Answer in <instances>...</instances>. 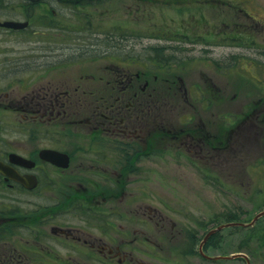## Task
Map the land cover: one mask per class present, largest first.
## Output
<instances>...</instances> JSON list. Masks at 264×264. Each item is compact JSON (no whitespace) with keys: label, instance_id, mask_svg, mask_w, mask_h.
I'll list each match as a JSON object with an SVG mask.
<instances>
[{"label":"rangeland","instance_id":"obj_1","mask_svg":"<svg viewBox=\"0 0 264 264\" xmlns=\"http://www.w3.org/2000/svg\"><path fill=\"white\" fill-rule=\"evenodd\" d=\"M79 1L85 4L80 6L75 4L76 0H71V3L59 5L61 16L54 19L48 15L46 20L52 21V25L38 28L36 33H31V26L15 31L0 28V100L3 99L0 103V138L4 139L0 146H13L19 150L14 140H20L29 147L47 145L60 136H76L84 127L77 126L80 131H75L65 127V120L89 114L92 101L97 103L100 96H108L103 92L102 81L94 77L104 74L108 80L112 78L109 76L111 72L123 68L138 70L147 65L152 69L171 62L164 67L171 73L161 83L163 86L159 85L162 87L153 103L156 112L167 111L165 117H159L167 119L172 126L186 124V120L191 119V124L201 121L204 128L212 132H218L219 127L226 147L222 154L210 157L205 165L199 167L184 165L182 155L174 162L173 155L162 152L155 158L144 156L140 164L145 171L153 167L150 175L154 176L151 182L146 181L143 185L147 194L144 199L153 207L168 210L169 216L178 224L176 219L185 220L182 233L166 240L167 258L161 260L162 264H210L196 254L198 241L206 229L226 222L225 217L228 216L238 215L242 221L251 219L254 213L264 209V142L261 141L264 131V89L261 88L264 87V47L260 44L245 47L254 42L237 44L233 41L230 43L233 46L229 47L222 37L215 41L202 40V34H214L220 26L226 27L221 7L206 5V0ZM16 5V0L1 2L0 9L16 15L19 9ZM154 30L164 31L158 33ZM197 34V40L191 41ZM44 44L51 45L55 59L39 61L41 53H46L42 49ZM101 49L108 52L107 57L96 58ZM109 51L119 58L118 67L109 58ZM242 53L253 60L239 58ZM130 56L135 58L134 65L120 63V58ZM52 61L60 65L48 67ZM39 75L49 78L45 82L52 83V86L66 84L70 90L83 76L82 86L90 87L95 93L86 92L84 97L74 95V100L81 97L83 103H75L55 124L23 121L24 110H5L16 109L13 106L16 101L23 105V101L30 100L29 96L36 93V88H30L36 87L35 76ZM176 76L180 82L175 81ZM168 81L171 86L175 85L172 86L174 94L170 92L172 96L164 103L162 97L166 96L164 88ZM4 90L5 94L2 93ZM189 109L192 110L190 114ZM144 113L145 116L149 114L147 111ZM49 115L46 114L45 118ZM230 115H233V120L229 119ZM245 123L259 132L254 142L252 134L244 141V145L250 144L252 150L245 149L239 138L241 133L249 130L248 125L240 130V125ZM234 135L237 136L235 139ZM236 139L238 147L232 150L231 145ZM259 156L262 158L260 162L255 160ZM165 158L168 159L164 163ZM154 165L160 174H153ZM42 196L46 198V193ZM117 210L122 211L120 206ZM257 223L255 234H260L264 229V216ZM243 233V230L238 233L230 227L220 229L217 237L211 238L206 253L228 254L242 250L251 264H264V246H255L252 250L245 243L240 246H246L248 250L239 246ZM178 244L183 246V250L177 247ZM176 247L180 253L176 252ZM214 264L246 263L241 257L230 261L218 260Z\"/></svg>","mask_w":264,"mask_h":264},{"label":"flooded vegetation","instance_id":"obj_2","mask_svg":"<svg viewBox=\"0 0 264 264\" xmlns=\"http://www.w3.org/2000/svg\"><path fill=\"white\" fill-rule=\"evenodd\" d=\"M70 1L16 0L20 10L12 15L0 9V22L13 19L25 26L18 30L31 26V32L36 33L38 28L52 25L47 16L60 17L59 5ZM217 1L226 24L221 27L227 46L232 47L233 41L254 42L245 47H264V0ZM42 49L46 53H41L40 62L55 59L51 45L44 44ZM238 57L253 60L245 53ZM55 65L60 63L46 66L57 68ZM148 68H123L111 72L112 78L108 80L104 74L94 77L102 81L103 92L108 96H100L97 103L92 101L89 114L65 120V127L75 131H80L77 126H83L80 134L60 136L42 146L28 147L14 140L19 150L0 146V162L7 169L0 171V264H162L161 260H166V240L182 233L185 220L176 219L178 224L168 210L153 207L144 199L147 194L143 185L154 176L150 175L153 167L145 171L141 159L155 158L162 152L173 155V162L182 155L184 165H205L210 157L224 152L226 142L223 143L219 127L218 132H212L201 121L172 126L167 119L160 118L167 111L156 112L153 103L167 78L151 75ZM35 78L36 87L30 89L36 88V93L29 96L30 100L23 101V105L16 101V109L4 108L24 110L23 121L55 124L67 109L83 103L81 97L74 100V95L95 93L82 86L83 76L72 90L66 84L52 86L45 82L50 80L45 75ZM169 81L165 86L174 94ZM166 101L164 97L163 102ZM46 114L50 115L45 118ZM245 125L251 127L249 123ZM44 149L61 152V156H53L58 162L45 158L46 153L41 156ZM231 149H237V139ZM12 152L23 156L26 163H14ZM156 173L160 174L154 165L153 174ZM45 193L46 198L42 196ZM118 206L122 211L117 210ZM177 247L183 250L181 244ZM177 247L176 252L180 250Z\"/></svg>","mask_w":264,"mask_h":264},{"label":"bare ground","instance_id":"obj_3","mask_svg":"<svg viewBox=\"0 0 264 264\" xmlns=\"http://www.w3.org/2000/svg\"><path fill=\"white\" fill-rule=\"evenodd\" d=\"M218 7H221L220 5L218 6ZM222 9V8H221ZM6 22H16V23H19L18 21H16V20H13V19H11V20H5ZM0 27L1 28H3V29H7V30H18V29H21L22 27H25V26H23V24H20L19 23V25L17 26V27H11V26H4V25H2V24H0ZM26 29H28V28H23L22 30H26ZM32 33V32H31ZM34 33V32H33ZM195 37L196 38H193V39H191V40H197V38H198V34L197 35H195ZM110 52V51H109ZM108 54V52H105L104 51V49H101V54H99V56L102 58H105V57H107L106 55ZM109 55H110V59L114 62V63H118L119 64V58L117 59V56H115V55H112V53L110 52L109 53ZM107 59V58H106ZM135 58H133L132 56H130V57H128V58H120V63L121 64H125V65H130V64H132V65H134L135 63H133L132 62V60H134ZM102 60V59H101ZM166 65H171V62H168L167 64H164V65H162L161 66V68H163L164 66H166ZM139 66V65H138ZM141 67V66H140ZM143 67H147V65H145V66H142L141 67V69H138V70H142V68ZM153 72V73H152ZM148 73H150L151 75H153V74H157L158 75V77L160 78L161 76H163L164 78L166 77V76H169V74L167 73V70H165V69H157V68H153V69H150V68H148ZM162 74V75H161ZM177 78L176 79H178V76H176ZM144 120H146L145 118H144ZM148 121V120H147ZM244 129V126L243 125H240V130L242 131ZM236 218H238L239 216L238 215H234ZM229 217V216H228ZM228 217H225L226 218V222H223V223H221L222 225H224V224H226V223H228L229 221H231V220H229L228 219ZM246 221V220H245ZM245 221H242V220H240V218H238V220H237V222L239 223V222H245ZM205 236H203V238H204ZM203 238L200 240V242L203 240ZM203 243H202V245H201V247L199 246V250L202 252V253H204V254H202L201 252H198L197 254L200 256V258L201 259H204V255L206 256L207 255V253H206V247L208 246V242H207V239H205L204 241H202ZM219 254V253H218ZM218 254H214L213 256H210V255H208V260L210 261V262H212L213 260H214V256H217Z\"/></svg>","mask_w":264,"mask_h":264},{"label":"trees","instance_id":"obj_4","mask_svg":"<svg viewBox=\"0 0 264 264\" xmlns=\"http://www.w3.org/2000/svg\"><path fill=\"white\" fill-rule=\"evenodd\" d=\"M154 31H157V30H154ZM228 219L229 220H238V218H236L235 216H229ZM257 222L254 225H252L251 227L245 228V230L243 229L244 233H243V235L240 236L239 246L242 245V243H245V244H248L249 249H251V250H252V248H255V246H258V247L264 246V229H263V231H261L260 234H255L256 226L258 224ZM234 228H236V227H234ZM236 229L240 230L238 227ZM217 234H218V232H217ZM217 234L212 235V237L213 236L217 237Z\"/></svg>","mask_w":264,"mask_h":264},{"label":"water","instance_id":"obj_5","mask_svg":"<svg viewBox=\"0 0 264 264\" xmlns=\"http://www.w3.org/2000/svg\"><path fill=\"white\" fill-rule=\"evenodd\" d=\"M0 24H2V25H4V26H11V27H17L18 25H19V23H16V22H1ZM41 153V156H42V151L40 152ZM11 160L12 161H14V162H17V163H26L24 160V158H22V157H20V156H18V155H16V154H12L11 155ZM14 159V160H13ZM4 170H5V167L3 166V165H0ZM0 167V168H1ZM262 214H264V210H262V211H260V212H258V213H256L254 216H253V218H252V220H251V222L250 223H248V224H245V223H243V222H239V223H236V222H228V224H224V225H218L217 226V228H215V229H210V231L206 234V236L203 238V240L202 241H204L205 239H206V237L209 235V234H212V233H214V232H216L217 231V229H219V228H221L222 226H228V225H251L257 218H259V216H261ZM201 241V244H200V247H201V245H202V242ZM242 254V253H241ZM241 254H232V255H229V256H223L224 258H227V259H230L231 257H235V256H238V255H241ZM218 257H221V256H216V257H214L215 259H218ZM248 263V262H247ZM249 264V263H248Z\"/></svg>","mask_w":264,"mask_h":264}]
</instances>
